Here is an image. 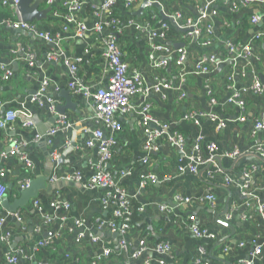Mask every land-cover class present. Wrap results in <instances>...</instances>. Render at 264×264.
<instances>
[{"label": "crops", "instance_id": "obj_1", "mask_svg": "<svg viewBox=\"0 0 264 264\" xmlns=\"http://www.w3.org/2000/svg\"><path fill=\"white\" fill-rule=\"evenodd\" d=\"M2 1L0 0V61L7 63L13 71L11 79L4 80L0 70V99L4 102L2 112L20 108L22 104L30 106L37 121V130L41 127L46 131L45 134L48 133L55 126V122H52L49 127L53 115L28 101L29 93L37 90L44 79L49 82L46 94L54 97L58 104L66 103L60 92L70 90L78 112L67 110L66 114L73 126L66 131L59 130L50 141H35L36 130L23 127L20 121L13 122L9 128L0 129V153L10 150L11 137L24 140L25 151L35 164L33 178L46 175L49 185L41 190L37 199L31 200L29 207L20 210L21 222L0 203V219L5 218L0 231V264H10L6 254L11 248L31 247L45 236L54 237L55 250L60 255L68 256V260L59 262L54 259L49 261L51 264H92L103 246L112 247L115 253L97 264H123L125 255L118 253L120 236L108 229L101 230V236L99 231L95 233L99 237L98 242H92L88 237L81 242L76 241L80 231L94 232L91 226L97 217H110L112 212L109 208L104 209L101 203L104 189L85 188L67 180L75 171H81L87 180L96 170L98 151L86 145L87 134L84 132L86 127L97 125L94 120V100L85 93L75 94L68 87L71 76L65 62L69 60L77 63L80 82L90 87L91 91L106 85L110 71L102 55L104 47L101 37L94 32L84 37L76 36L74 28H70L67 32H61L62 39L58 45H50L31 32L14 30L1 24L10 14ZM86 1L89 3L91 0ZM143 1H137L129 9L119 4L113 12L122 20L133 17L154 24L159 20H152L151 12L157 13L159 19L163 18L162 11L168 14L180 11L184 16H196L195 3L203 4L208 0H152L158 6L148 5L144 7L141 16H138L135 12L141 8ZM213 1V9L218 13L207 20L214 27L209 46H202L199 40L184 39L183 31L175 30L170 36L174 45L183 43L189 50L184 65L187 73V96L179 99V92L173 90L166 98L151 93L146 100L152 104V113L158 119L169 122L172 130L179 131L185 137L186 153L192 151L198 137H202L204 155H208L207 145L216 143V163L223 172H215L212 169L215 167L214 163L201 167L198 174L188 170L180 172V151L167 139L160 141L159 150L147 165H143L140 158L144 133L138 124L141 114L136 108L142 98L133 99L135 109L122 117L123 130L118 134V146L108 167L115 172L119 168L132 171L131 175L122 179V185L130 195L138 190L139 173L145 168L159 177L171 175L172 179L149 185L141 191L137 200L146 206L141 211L140 225L143 228L139 225L132 226L128 235V255L139 248V239L144 238L151 245L169 242L173 248V256L165 258L148 250L134 259L132 264H144L147 259H150V264H161V260L165 264H191L199 257L210 264H241L242 260L250 257L257 244H264V215L259 213L257 201L243 194L235 184L228 185L223 174L229 173L235 180L242 182L243 171H250L253 179L251 191L256 199L264 203V170L260 166L264 159L256 152L257 145L264 144V131L259 130L253 134L255 121L264 114V94L249 92L245 95L246 111L243 121L239 120V108L227 102L234 91L251 86L257 79L261 82L264 80V35L257 37L259 33H264V4L255 0L247 5L239 4L236 9L231 10L224 0H219L218 3ZM59 6L58 9L51 10L46 19L35 21L40 23V29L58 32L62 28L65 11L60 4ZM48 7L43 0L41 9ZM76 14L88 27H92L97 21L89 5ZM11 17L15 18L12 12ZM253 17L257 18V23L253 22ZM119 38L121 46L126 49V60L132 68H138L143 73L146 82L153 81L158 74L176 80L179 68L174 62L162 71L150 65L144 36L138 37L135 30L125 27ZM228 41L234 43L237 52L250 45L252 57L249 60H233L232 52L227 46ZM128 47L130 50H127ZM48 52L56 53L57 58L48 60ZM28 53L33 55L32 59L27 57ZM204 53L215 54L218 63L208 73L197 74L194 67L201 62ZM210 89L218 100L214 106L210 104ZM198 109L212 110L225 126L219 128V121L209 119H202L196 124L184 117L186 111ZM235 150L238 151L237 155H227ZM0 169L5 172V177H0V182L7 186L6 197L9 202H13L19 196V184L28 178V172L24 162L15 155L2 158ZM211 169L213 173H209ZM54 176L57 177L56 180ZM177 194L190 196L192 200L188 204L179 205L175 201ZM207 194H214L215 206L200 200ZM36 200L42 203L44 213L52 217L49 223L42 219L34 204ZM248 200L252 203L250 207L246 205ZM55 201H65L69 203V208L57 210L50 205ZM164 203L169 204L172 211L167 212L159 207ZM189 214H194L197 224L207 228L215 238L197 237L186 225ZM228 214H231L230 218H227ZM78 219H85L87 224L82 228L74 227V222ZM6 231L11 232L9 245L1 239L2 232ZM201 248L204 249L203 252ZM49 252L41 250V256L37 258L36 255L28 264H39L47 259ZM19 264H23V261ZM255 264H264V245L263 253L257 257Z\"/></svg>", "mask_w": 264, "mask_h": 264}, {"label": "built area", "instance_id": "obj_2", "mask_svg": "<svg viewBox=\"0 0 264 264\" xmlns=\"http://www.w3.org/2000/svg\"><path fill=\"white\" fill-rule=\"evenodd\" d=\"M47 6L52 10L58 9L59 4L65 11L64 24L58 32H49L39 28L37 23L24 21L19 9L20 0H3V6H8L12 9L14 19L5 18L1 24L14 30L31 32L37 37L43 39L50 45H58L62 39L61 32H67L70 28H74L75 35L84 37L90 32L101 37L103 43V58L107 64V68L110 71L109 81L106 85L98 86L94 91H91L90 87L80 82L79 79V66L76 62L66 60L71 79L68 83V87L75 93H85L87 96H91L94 100V120L97 125L94 127H86L84 129L87 134L86 145L91 148H96L98 151V159L95 164L96 170L87 178L84 179L81 171H75L72 175L68 176V180L83 181V185L86 188H102L105 190L104 197L102 199V205L104 209H111L112 215L110 217H97L91 226L94 232H87L82 230L77 235V242L83 241L88 237L92 242H98L99 237L95 234L97 231L108 229L111 232L118 234L119 238V254L125 255L123 264H132L134 259L139 258L144 252L152 250L158 254L167 257L173 256V248L169 242H158L155 245L148 243L147 239H139V248L132 254L128 255L129 251V232L132 229L131 214L133 211L132 201L137 200L141 194V191L149 185H154L160 182H167L172 179L171 175H164L159 177L152 170L147 168L143 169L139 173L138 178V190L134 195H130L125 187L122 185V179L131 175V170L124 168L117 169V172L109 169L108 165L113 159L114 152L118 146V134L123 130L122 117L135 109L133 105V99L141 97L142 101L136 105L137 111L141 114V118L138 122L144 133V140L142 144V156L140 161L143 165H147L155 152L160 148V141L167 139L170 144L176 146L181 154L178 159V170H188L191 173H199V169L205 165H215L214 171L223 172L222 168L216 163V143H209L207 145L208 155L203 153L202 137H198L196 143L193 145L191 152L186 153V139L179 132L171 129L169 122L161 121L152 113V104L146 100L147 96L151 93L159 94L162 98L168 97V93L173 90L179 92V99H183L187 96L185 90V82L187 80V73L185 72L184 65L187 62L189 56L188 48L183 45L181 47H175L171 42L170 36L175 30L183 31L184 39L193 41L199 40L202 46H209L212 43V36L214 32L213 23L207 22L212 15H216V11L213 9V0H208L203 4L195 3L196 16H184L182 12L175 11L168 14L162 11V14L168 16L170 19H159V16L155 12L150 13L152 20L158 19L157 23H151L150 21H143L136 18H130L122 20L117 15L113 14L114 8L119 4L126 9L131 8L139 0H91L89 3L86 0H44ZM153 2L152 0H149ZM230 5V9H236L239 4L247 5L255 0H224ZM264 4V0H257ZM86 5L92 8V14L97 18V21L92 27H88L85 22L77 17V12L83 9ZM253 22L257 23V18L253 17ZM125 27H130L137 33L138 37H145L148 46V57L150 65L158 70L162 71L166 69L172 62L179 68L178 77L171 79L164 74H158L154 77L153 81L146 82L143 77V73L138 68H132L128 61L124 59L125 52L121 47L120 35ZM184 29H188L184 31ZM261 32L257 37L263 36ZM227 46L232 52V59L236 60L242 58L249 60L252 57V51L250 45H246L242 50H236L234 43L227 42ZM32 54L28 53L27 57L32 59ZM57 58L56 53L48 52L47 59L52 61ZM200 63H196L194 72L197 74L208 73L212 66L218 63L217 56L213 53H204L201 56ZM259 59V57H256ZM0 70L3 73L4 80H10L13 71L11 67L0 61ZM244 71V69H242ZM49 82L44 79L40 83V87L31 96V103L37 105L41 109L48 110L49 114L57 115L55 126L50 128L46 134H40L37 130V121L34 114L25 104H22L20 108L8 109L2 112V105L4 102L0 99V129H6L12 126L15 121H20L21 125L25 128L35 129V141H41L45 138L46 141L50 139L59 130H69L73 123L69 119L67 114H60L57 112L58 101L46 94ZM210 104L216 105L218 100L213 95L212 90H208ZM264 94V82L257 79L251 86L244 87L240 90L234 91L227 102L229 104L236 105L241 115L239 120H245L244 113L246 111V104L244 97L247 93ZM184 117L192 120L194 123L199 124L202 119H209L212 121H219V116L212 110H190L186 111ZM225 123L219 121L218 127L222 128ZM253 134L259 130L264 131V114L260 116L254 123ZM25 141L17 137H11L9 139L8 152L0 153V160L8 155L17 156L26 167L28 172V178L24 182H20L19 190H23L29 187L31 180L33 179V171L35 164L25 151ZM256 152L264 159V144H259L256 147ZM238 151H232L227 155L235 156ZM56 155V154H55ZM58 156V155H57ZM209 170V173L213 171ZM225 182L235 184L243 191V194L249 198H253L258 203V211L261 215H264V203L260 202L254 196L252 189V174L245 169L242 173L243 181L239 182L229 173H223ZM0 177H5V172L0 169ZM57 179L56 176L53 177ZM7 186L0 182V203L7 195ZM37 199V198H35ZM192 198L190 196H184L177 194L175 201L179 205L190 203ZM201 201H208L212 206H215L216 197L214 194H207L200 198ZM35 206L41 213L42 219L45 223H49L52 220L51 216H48L43 211V205L39 200L34 202ZM251 201L248 200L246 205L251 206ZM57 210L61 208H69V203L65 201H55L50 204ZM145 205L141 204L138 207V211H144ZM159 207L167 212L172 211L169 204H160ZM13 215L18 222L22 221L20 213H14ZM246 216V214H245ZM231 214L227 215L230 218ZM64 220V218H63ZM5 218L0 219V231L2 230ZM87 224L85 219H78L74 222V227L82 228ZM186 225L189 229L199 238L202 239H214L215 235L211 233L207 228L200 227L197 224L194 214H189L186 218ZM11 232H2L1 239L10 244ZM38 242L27 246H19L18 248H11L6 254V259L10 264H19L20 261L29 262L36 258V253L41 248L53 246L55 243L54 237H46L37 240ZM263 245L257 244L253 252L248 259L242 260L241 264H255V260L263 253ZM203 252L204 249L201 248ZM115 250L112 247L103 246L102 251L98 255L97 259L92 264H97L99 261L109 258ZM39 264H51L48 261H41ZM144 264H150V259H147ZM161 264H165L164 260H161ZM191 264H210L209 261L199 257L195 259Z\"/></svg>", "mask_w": 264, "mask_h": 264}, {"label": "water", "instance_id": "obj_3", "mask_svg": "<svg viewBox=\"0 0 264 264\" xmlns=\"http://www.w3.org/2000/svg\"><path fill=\"white\" fill-rule=\"evenodd\" d=\"M42 3H43V0H20L19 9L21 11L22 19L24 21H28V22H35V21L40 22V21L46 19L47 14L50 13L52 8L48 7V8L41 9ZM148 5L149 6L150 5L158 6V3L150 2L149 0H144L141 8L138 11H136L135 14L138 16H141L144 7H146ZM163 18L164 19H170L168 16H165V15H163ZM187 30L188 29H184V31H187ZM18 31H20V30H18ZM181 46H183V43L175 45V47H181ZM263 82H264V80H263ZM35 92H36V90L29 93L28 101L30 104H33V103H31V96ZM60 95L66 99V103L57 105V112L58 113L66 114L68 109L73 110L75 112H78V110L76 108V103L73 101V98H72L73 96L71 95L70 90H67V89L62 90L60 92ZM29 107H28V109L31 110V107L30 108ZM57 118H58L57 115L52 116V118L50 120L51 124H49V127L52 126V122L53 123L56 122ZM43 130H44V128H41V127L38 128V132L40 134H45L46 131H43ZM42 141H45V138H43ZM68 181L76 182V181H72V180H68ZM76 183L81 185V187H84L83 181L82 182L79 181ZM47 186H49L47 184V176L46 175H37L31 180V183H30L28 188L20 190L19 196L13 202H9V199L6 197L7 196L6 195L4 197V199L2 200V206L10 214L20 213V210L22 208L29 207L31 200L40 196L41 190L45 189ZM101 233H102L101 231L98 232L99 235ZM46 237H48V236H45L44 238H46Z\"/></svg>", "mask_w": 264, "mask_h": 264}, {"label": "trees", "instance_id": "obj_4", "mask_svg": "<svg viewBox=\"0 0 264 264\" xmlns=\"http://www.w3.org/2000/svg\"><path fill=\"white\" fill-rule=\"evenodd\" d=\"M218 3L219 0H215V3ZM7 7L9 10H10V14L8 13L7 17L8 19H13V17H11V12H12V9L8 6H5ZM215 11L218 13V11L215 9ZM114 14V12H113ZM115 15V14H114ZM208 22V21H207ZM40 23H37V26L39 25ZM40 26V25H39ZM122 47V46H121ZM134 48L135 45H133ZM123 51L126 50L125 48H123ZM133 49V48H132ZM127 50H130V48L128 47ZM124 59L126 60V57L124 55ZM127 61V60H126ZM260 166L261 168H263L264 170V161L260 163ZM142 203H140L138 200H133L131 205H132V208H133V211H132V214H131V224L132 226L133 225H139L141 228H143V226L140 225V222H141V212L138 211V207L141 205ZM48 250L50 251L49 254L47 255V259L45 261H51V260H54L55 261H65L66 259L68 260V256L66 254H63V255H60L59 252L57 250H55V243L53 244V246H49V247H46V248H41L37 251L36 255L38 256L37 258H39L41 256V253H39L41 250ZM52 262V261H51ZM50 263V262H49ZM23 264H28V262H23Z\"/></svg>", "mask_w": 264, "mask_h": 264}]
</instances>
